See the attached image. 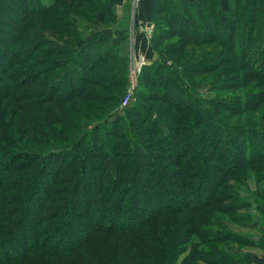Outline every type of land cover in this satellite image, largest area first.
<instances>
[{"label":"trees","instance_id":"1","mask_svg":"<svg viewBox=\"0 0 264 264\" xmlns=\"http://www.w3.org/2000/svg\"><path fill=\"white\" fill-rule=\"evenodd\" d=\"M67 1L78 0H53L51 5L0 0V61L5 60L0 73V264H175L182 255L178 247L187 245L191 236L201 238L200 245L184 264H238L225 255L197 250L207 244L240 241L263 247L227 231L224 222L250 221L248 213H239L244 209L264 215V203L224 187L229 181L242 185L244 178L238 175L245 170L264 173V126L232 127L227 122L254 109L253 100L201 101L184 68L161 59L142 73L152 74L153 86L164 99L157 102L171 105L169 112L143 103L122 109L126 89L117 101L111 100L112 111L78 128V118L98 106H86L85 114L80 105L48 106L68 105L71 97L89 98L93 92L86 91L87 85H100L94 76L119 79L118 61L112 60L111 66L105 59L125 36L92 25L78 41L60 42L44 30L68 25L69 20L59 23L65 19ZM100 1L85 0L95 7ZM178 1L179 9L161 8L171 35L194 47L216 44L225 52L211 56L213 61L219 67L233 62L220 75H240L239 81L227 77L226 85L217 84L216 89L253 84L260 94L256 102L264 101V0H228L226 7L221 0ZM154 3L152 25L159 4ZM106 5L104 11L111 15L114 0ZM87 7L82 11L90 14L94 8ZM32 16H40L39 25L33 26ZM215 69L190 66L193 76ZM29 88L38 94L30 96ZM139 91L131 99L136 96L138 102L137 95L145 96V90ZM100 92L94 100L108 101ZM64 111L74 112L73 118ZM21 130L35 141L31 147L23 146ZM33 133L46 137L39 142ZM142 135L153 152L140 141Z\"/></svg>","mask_w":264,"mask_h":264},{"label":"rangeland","instance_id":"2","mask_svg":"<svg viewBox=\"0 0 264 264\" xmlns=\"http://www.w3.org/2000/svg\"><path fill=\"white\" fill-rule=\"evenodd\" d=\"M44 4L51 5L53 3V0H42ZM164 1V2H163ZM208 1V0H207ZM222 6L226 7L230 1L228 0H221ZM138 0H114L113 5V13L109 15L107 11H104L106 8V0H101L98 2V6H94L91 4H88L85 2V0H78L76 2L67 1L63 3L65 6L64 8V14L65 19L64 21L59 22L61 25H63L68 20L71 22H68L65 25L64 29L62 27L60 28L59 25L56 24L54 27L55 32H52L48 27H45V32L47 34L51 33L55 35L56 37H59L60 42H68L74 43L85 36L86 33H88L89 28L92 27V25H97L98 29L100 31L109 29L108 32L111 31H118L119 33H122L125 38L124 40L116 47V49L113 51V55L111 57L106 58L105 62H108L111 66L114 65V61H118V65L122 68L119 71V74L116 73L117 78H112V80L109 82V78L107 79L102 78L101 76H94L95 82H100L99 86H92L91 84L87 85L89 88L86 90L88 93H91L87 99L79 100L74 97H71L70 104L68 105L63 103H57L53 106H48L49 109H54V107L59 105H65L66 107H70L71 104L77 106L80 105V108L82 110V114L86 113V106H98L97 109H93L91 112H88V116L85 118L79 117V124H76V126L80 129H84L85 127H89L91 124L97 123L99 121V118H102L106 115L107 112L112 111L113 107L115 105V102H111V100L115 99L117 101L120 96H122L125 92V90L130 87H133V91L137 89V92L139 91V87L144 91V95L142 97L138 98V102L135 100L136 96L134 98H130L128 105L124 108H127L131 103H143L146 106L153 105L154 107H158L162 112L166 113L169 112L171 105H167L165 102H157L164 100L162 97V92L157 88V86H153L154 84V78L152 74L142 71L144 68L147 67H154L155 64H159L161 59L168 61V63H176L178 66H180L184 73L186 74V77L189 79L190 83L196 88L197 93L195 94L196 97H200L202 100H207L212 97H247L249 99H252V104L254 105V109L246 110L244 113H241V115L236 116L232 119H228L227 122L233 127V126H252L255 127L256 125H263L264 126V101H258L260 98V94L256 93L257 91L254 90V85L250 84L248 87H245L244 89L240 90H233V89H226V90H217V84L219 86L226 85V78H237L240 75H233V74H224L220 75V70L226 69L227 66H229L233 62H229L227 60L228 64L225 66H220L218 60H214L211 58V56H215L217 54H224V50H221L216 44L211 43V45H203V46H196L190 45L185 43L183 39H181L179 36L171 35V31H169L170 27L168 25V22L165 19V13L164 11H161L162 4H165V9L168 8H177L179 9L181 5H179L178 0H158V5L155 11V17L156 20L154 21L153 25L148 28L146 27L145 18H143V15L141 14L139 10ZM68 4V6H67ZM72 8H71V6ZM57 6H59V3H57ZM88 6V7H87ZM87 7V10L89 11L90 8H94L90 12V14H86V12H83L82 10ZM80 11V12H79ZM161 11V12H160ZM79 13H83L79 15ZM7 14V13H6ZM13 14H8L10 19H12ZM1 16V14H0ZM6 15H2L4 17ZM40 17V16H39ZM39 17L32 16L31 20L33 21V26L39 25L38 21ZM90 17L91 19H87ZM16 19V18H15ZM17 20V19H16ZM58 23V24H59ZM52 27V25H51ZM57 32V33H56ZM121 34V35H122ZM166 38V39H165ZM182 43V46H181ZM177 45L178 49H174V47ZM174 50H178L177 52H173ZM0 73L2 72V68L4 67L3 64L5 63V60L3 59L0 61ZM226 62V63H227ZM213 64V65H212ZM191 65H198V68L201 66L207 67H216V71L211 72V74L205 75L200 74L197 76H193V71L190 70ZM117 67V65H115ZM97 68V67H96ZM199 70V69H198ZM108 74V73H107ZM220 75V76H219ZM242 75L245 76V73ZM33 76V75H32ZM35 76V75H34ZM33 76V77H34ZM19 78L23 77H17L16 81L19 80ZM21 80V79H20ZM19 80V81H20ZM122 83L121 84V81ZM118 81V82H117ZM239 81V80H238ZM120 82V83H119ZM234 82L236 83V79H234ZM91 89V90H90ZM3 90V88H1ZM98 91H101V97L106 96V100L108 101H102V100H94L96 99V93ZM29 94L30 96L37 95L38 93L33 92L29 88ZM87 92H84V95H86ZM17 93H24L23 90H20V92ZM134 93V92H133ZM140 93V91L138 92ZM148 93V94H147ZM157 93V95H156ZM126 94V93H125ZM147 95V96H146ZM125 96V95H124ZM93 97V99H91ZM155 98V100L147 99ZM118 98V99H117ZM254 98V99H253ZM166 102H169L167 99H165ZM180 101V100H179ZM251 102V101H249ZM256 102V103H255ZM170 103V102H169ZM93 104V105H92ZM85 107V108H84ZM123 109V108H122ZM17 112V111H16ZM55 113V112H54ZM74 112H71L68 114V112L64 111V115H68L69 119L70 117L73 118ZM169 114V113H168ZM171 114V113H170ZM55 115H63L62 113L56 112ZM20 120H23V116H19ZM165 117V116H163ZM177 121V120H176ZM37 122H34L33 125L36 127ZM21 125H19V128ZM176 126H173L175 128ZM59 130H63V126L57 127ZM63 132L68 134V131ZM177 133V132H176ZM33 137H36L39 139V142L43 141L44 137L40 139V136L33 133ZM20 138L22 139L23 146L29 148L31 147L30 137L28 138L27 135H24V132L20 131ZM140 141L143 142L144 146H147L150 152H153L154 148L148 145L144 141L145 136H139ZM30 141V142H29ZM37 142V141H36ZM156 151V150H155ZM190 162V161H189ZM142 169V168H141ZM239 178H244V182L242 185L235 184V181H229L227 183H224V187L232 186L236 189H238L242 196L246 195L247 197H250L253 202H262L264 203V173L260 171L258 168H251L250 170H245V172L240 173L238 175ZM173 177H171V180ZM177 179V178H176ZM206 180V179H205ZM205 182H211L209 179ZM45 183H50V181L44 180ZM213 183V182H212ZM214 185V184H213ZM80 188H83V184L79 185ZM90 190V194L95 192L93 189ZM204 191H202L201 194H203ZM257 196V198H256ZM90 198H92V195H90ZM182 199L181 197H179ZM189 203H192V199L188 200ZM240 214H247L251 216L252 218L250 221L245 220L242 224H229L227 221H224L227 225V231L237 233L245 239H251L255 243H261L263 247L258 249V246H251L247 243L243 242H222L217 244H207L203 247H199L197 250L207 252H214L219 253L221 255H225L227 257V260L232 262H237L238 264H264V215L262 213H257L248 209H244V211H240ZM250 213V214H249ZM227 216H224L226 218ZM227 219V218H226ZM213 229V228H212ZM218 230V229H217ZM81 239V238H80ZM200 239L196 236H191L189 239V243L184 246L178 247L177 250L181 252L182 255H179L178 261L175 264H184L185 262L188 263L189 255L193 250H196V247L200 245ZM79 239H77L78 241ZM177 248V247H176ZM186 263V264H187ZM113 264H116L113 262ZM195 264H206L205 262L198 261Z\"/></svg>","mask_w":264,"mask_h":264},{"label":"water","instance_id":"3","mask_svg":"<svg viewBox=\"0 0 264 264\" xmlns=\"http://www.w3.org/2000/svg\"><path fill=\"white\" fill-rule=\"evenodd\" d=\"M155 0H138L139 10L141 14L143 15V18H145L146 27L150 28L152 26L153 22V7Z\"/></svg>","mask_w":264,"mask_h":264},{"label":"built area","instance_id":"4","mask_svg":"<svg viewBox=\"0 0 264 264\" xmlns=\"http://www.w3.org/2000/svg\"><path fill=\"white\" fill-rule=\"evenodd\" d=\"M133 90H134L133 87L128 88L127 93L121 99L120 104H121L122 108H124L128 105V102H129L130 98L132 97Z\"/></svg>","mask_w":264,"mask_h":264}]
</instances>
